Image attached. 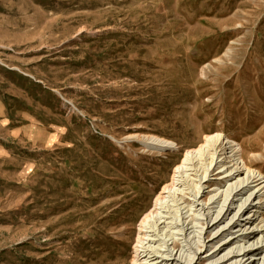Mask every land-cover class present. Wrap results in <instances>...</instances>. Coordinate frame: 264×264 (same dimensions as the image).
I'll return each mask as SVG.
<instances>
[{
    "label": "rangeland",
    "instance_id": "obj_1",
    "mask_svg": "<svg viewBox=\"0 0 264 264\" xmlns=\"http://www.w3.org/2000/svg\"><path fill=\"white\" fill-rule=\"evenodd\" d=\"M214 134L264 177V0H0V264H131L142 217ZM236 230L197 264L223 245L260 264Z\"/></svg>",
    "mask_w": 264,
    "mask_h": 264
},
{
    "label": "bare ground",
    "instance_id": "obj_2",
    "mask_svg": "<svg viewBox=\"0 0 264 264\" xmlns=\"http://www.w3.org/2000/svg\"><path fill=\"white\" fill-rule=\"evenodd\" d=\"M145 144L160 153L175 148L172 142L155 136L146 137ZM253 166L245 162L239 145L220 134L204 136L197 148L184 153L169 182L157 194L153 207L142 217L131 264H197L203 248L204 252L211 250L234 229L239 232L235 239L240 240L233 239L228 244L255 241V246L242 257L260 255L258 260L264 264V229L258 226L264 223V177L260 171H252ZM214 171L221 176V183L229 184L224 191L206 193L210 202L206 207V199H202L206 195L204 188ZM257 220L261 222L255 227ZM253 226L259 228L254 230ZM213 232L215 237L207 245L202 234ZM221 251L225 252L218 257ZM242 251L243 248L233 250L223 245L206 261L244 264L236 261Z\"/></svg>",
    "mask_w": 264,
    "mask_h": 264
}]
</instances>
